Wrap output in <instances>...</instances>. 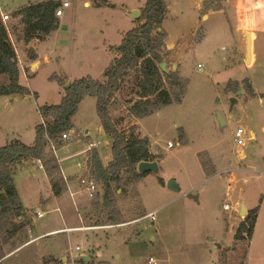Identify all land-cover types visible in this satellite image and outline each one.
I'll list each match as a JSON object with an SVG mask.
<instances>
[{
  "label": "rangeland",
  "instance_id": "rangeland-1",
  "mask_svg": "<svg viewBox=\"0 0 264 264\" xmlns=\"http://www.w3.org/2000/svg\"><path fill=\"white\" fill-rule=\"evenodd\" d=\"M37 1L0 0L2 11L10 15L5 23L21 70L19 82L31 91L0 95V147L17 139L33 144L36 126L43 122L38 107L61 103L75 79L106 81V69L116 55L110 46L120 44L136 26L126 9H142L148 0H107L101 5L99 0H68L60 26L45 40H17L23 25L14 12ZM165 2L163 28L169 44L163 56L168 71H179L187 81L182 102L135 117L130 107L138 93L131 78L110 106L119 129L148 139L150 151L162 155L159 172H147L138 181L122 173L120 187L113 183L121 214V222L114 224L121 225L109 224L102 198L92 196L80 182L82 176L89 178L84 173L88 143L101 141L96 149L104 164L112 158L113 145L97 112V99L86 96L73 116L71 139L58 147L49 141L45 160L17 170L14 181L26 209L20 219L31 224L11 239L1 236L5 256L0 264H239L246 249V264H264V0ZM246 33L251 35L249 63ZM35 58L38 65L32 67ZM234 82L240 84L237 91L231 88ZM8 83V76L0 74V84ZM164 86H171L166 77ZM234 96L238 101L231 109ZM217 112L225 117L223 127ZM239 127L245 131L244 144L235 139ZM54 157L60 168L55 179L67 178L68 189L60 195L53 193L43 167ZM171 178L180 191L168 186ZM97 190L102 196L100 182ZM226 203L229 209H224ZM243 204L247 210L260 206L250 243L235 241L246 217L239 214ZM152 211L156 219L144 229L149 220L137 219ZM96 222L101 224L92 225ZM223 248L229 249L224 255ZM151 257L156 263H149Z\"/></svg>",
  "mask_w": 264,
  "mask_h": 264
},
{
  "label": "trees",
  "instance_id": "trees-1",
  "mask_svg": "<svg viewBox=\"0 0 264 264\" xmlns=\"http://www.w3.org/2000/svg\"><path fill=\"white\" fill-rule=\"evenodd\" d=\"M61 3L60 0H40L30 2L16 10L13 17H19L23 25L22 34H16L17 40H24L26 43L33 39L45 40L60 26L61 21L56 10ZM103 3H107V0L98 1V5ZM221 8L219 6L214 10ZM141 10L142 16L135 20L136 26L124 34L120 44L110 46V50L116 55L106 69V81L102 82L91 77L75 79L68 87L61 103L38 107L40 116L45 122L36 126L33 144H25L17 139L0 147V238L3 235L11 239L31 224V221L25 223L20 219L25 218L26 209L20 201L14 181L17 170L28 162L45 160V147L50 140L56 142V147L66 141L62 135L74 128L73 116L79 103L86 96L97 99V112L103 128L113 138L112 159L109 164H103L97 149L89 150L87 170L84 172L90 179L102 184V196L97 192L95 194L102 198L101 206L108 214L109 224L121 222V214L115 204L113 183L118 184L122 180L123 172L130 174L131 180L138 181L147 173L138 172L139 162L158 161L162 156L150 151L148 139L134 134L127 136L125 130L116 126L110 113L112 98L127 79L133 78L138 89H136L138 100L130 107V114L138 118H143L174 102H182L186 91L187 81L179 71L169 72L160 68V64L165 61L163 51L167 47L166 31L163 28V22L168 16L165 0H148ZM13 30L17 31L15 28ZM33 56L36 57L35 52ZM20 71L9 26L2 20L0 12V74H6L9 78L7 85L0 84V95L30 94L29 87L19 82ZM164 77L170 80V88L164 86ZM232 85V90L237 91L240 84L234 82ZM249 87L251 86L248 85ZM250 93L256 95L252 88ZM44 168L52 179V190L55 195H60L68 189L63 178L55 179V175L60 172L55 157L48 159ZM161 181L164 183L163 178ZM259 209L260 206H257L248 210L235 236L236 243L245 239L250 243ZM100 224L96 222L92 225ZM228 250L223 248L221 252L224 255ZM247 255L248 249L239 264H246ZM4 256L5 254L0 251V260Z\"/></svg>",
  "mask_w": 264,
  "mask_h": 264
},
{
  "label": "water",
  "instance_id": "water-1",
  "mask_svg": "<svg viewBox=\"0 0 264 264\" xmlns=\"http://www.w3.org/2000/svg\"><path fill=\"white\" fill-rule=\"evenodd\" d=\"M109 5L110 6H115V4H113V3H110ZM126 12L133 20L140 19L141 16H142V10L140 8L126 9ZM246 60H247L248 63L251 61V35H250V33H246ZM167 65H168L167 62L164 61V62H162L160 64V68L163 71H168ZM173 68L176 69L177 65H173ZM69 86H70V84L67 87H69ZM240 90H241L242 93H245V90L241 86H240ZM237 101H238L237 96H234V97L231 98V109L233 108L234 104L237 103ZM217 118H218L220 127H223L226 124L225 117L220 112H217ZM159 170H160V167H159L158 161L144 160V161L139 162V164H138V171L140 173H144V172H156V173H158ZM168 186L171 189L176 190V191H180L181 190V187L175 181L174 178H171L169 180ZM98 193H100V192L98 191ZM190 196H192L194 198H197V196H195L193 194H190ZM239 214L241 216L242 215L246 216L247 209H246L244 204L242 205ZM152 240H155L154 236H152ZM83 259L84 260H89V257L88 256H83Z\"/></svg>",
  "mask_w": 264,
  "mask_h": 264
},
{
  "label": "built area",
  "instance_id": "built-area-1",
  "mask_svg": "<svg viewBox=\"0 0 264 264\" xmlns=\"http://www.w3.org/2000/svg\"><path fill=\"white\" fill-rule=\"evenodd\" d=\"M67 6H69V2H68V0H64V1H62V4H61V5L57 8V10H56V14H57L58 16L63 15V13H64L63 8H65V7H67ZM0 12H1L2 20H3L4 22H6V21L10 18V15H9L8 13H4V12L2 11L1 5H0ZM198 68H199V70L202 69V64H201V63L198 64ZM44 122H45V121L43 120L42 123H44ZM244 132H245L244 129L241 128V127H239V128L236 130V132H235V139H236V141H237L239 144H244V138H243V134H244ZM73 134H74L73 131H67V132H65V133L62 135V138H63L64 140H70ZM249 138H252V135H251V134H249ZM50 141L52 142V140H50ZM100 143H101L100 140L97 141V142L90 141V142L88 143V149H89V150L96 149V148L100 145ZM173 145H174V144H173L172 141H169V142H168V146H169V147H172ZM80 182H81L82 185H85V186H86V189H88V190L91 192L92 196H93L96 192H98V190H97V182H96L94 179L85 178V177L82 176V177L80 178ZM229 208H230V205H229L228 203H226V204L224 205V209H229ZM146 219H148L149 222H148V224H145V225H144V229H148V228H149V225H150L149 223L155 221V219H156V211H152V212H149V213H147V214H144L143 216H141L140 218H138L137 221H141V220L144 221V220H146ZM119 225H121V224H114V225H112V226L114 227V226H119ZM77 249H80V246H77ZM149 263H156V260H154V258L151 257V258L149 259Z\"/></svg>",
  "mask_w": 264,
  "mask_h": 264
},
{
  "label": "crops",
  "instance_id": "crops-1",
  "mask_svg": "<svg viewBox=\"0 0 264 264\" xmlns=\"http://www.w3.org/2000/svg\"><path fill=\"white\" fill-rule=\"evenodd\" d=\"M85 4H90V2L88 1V2H85ZM167 42V41H166ZM167 44H169L168 42H167ZM36 58H38V56H37V53H36ZM36 58L34 59V61L35 62H33L32 64H31V66L33 67L34 65H38V60L36 61ZM242 153H244L245 154V152L244 151H240L239 152V154H242ZM100 155V154H99ZM101 157V156H100ZM88 158H89V150H88V155H87V158H86V169H85V171L87 170V160H88ZM112 159V158H111ZM111 159L106 163V164H104V165H108L109 164V162L111 161ZM102 160V159H101ZM103 162V161H102ZM44 167V166H43ZM45 169V168H44ZM46 171V170H45ZM84 171V172H85ZM47 173V172H46ZM62 177H64L65 178V180H67V178H66V176H62ZM63 178V179H64ZM71 195H74V193L71 191ZM241 210V209H240ZM247 212H248V210H247ZM75 228H77V227H72V228H70V229H75ZM78 228H81V227H78ZM69 229V228H68ZM57 230H60V229H57ZM57 230H53V231H47V232H44V233H42L41 235H39V236H43V235H46V234H50V233H52V232H55V231H57Z\"/></svg>",
  "mask_w": 264,
  "mask_h": 264
}]
</instances>
